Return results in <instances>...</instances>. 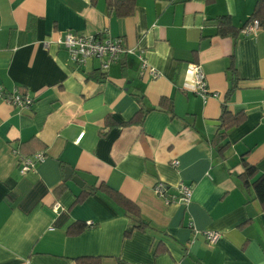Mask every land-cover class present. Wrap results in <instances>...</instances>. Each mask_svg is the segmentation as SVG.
Returning a JSON list of instances; mask_svg holds the SVG:
<instances>
[{
    "label": "crops",
    "instance_id": "1",
    "mask_svg": "<svg viewBox=\"0 0 264 264\" xmlns=\"http://www.w3.org/2000/svg\"><path fill=\"white\" fill-rule=\"evenodd\" d=\"M257 1L135 0L118 17L107 0H0V264H264L253 189L264 174V26L216 33L217 18L238 30ZM67 31L133 51L103 70L97 57L72 59L57 42ZM139 55L157 77L141 74ZM189 62L218 97L182 89ZM13 90L31 106L8 103ZM224 107L234 120L219 137ZM36 152L19 173V157ZM243 162L255 167L247 182ZM158 181L173 197L189 185V203L167 202ZM108 189L137 205L144 229L124 234L130 217Z\"/></svg>",
    "mask_w": 264,
    "mask_h": 264
},
{
    "label": "built area",
    "instance_id": "2",
    "mask_svg": "<svg viewBox=\"0 0 264 264\" xmlns=\"http://www.w3.org/2000/svg\"><path fill=\"white\" fill-rule=\"evenodd\" d=\"M260 28L258 19H252L241 30V34L251 35L254 34ZM64 49L70 54L73 60L83 61L87 57H97L101 60V68L106 70L109 65L117 61L118 56L121 53L132 52L133 50L125 47L121 38H113L110 36H103L99 34H78L73 31H67L58 38ZM140 59V72L141 74L147 73L152 78L159 75V71L150 65L146 59L139 55ZM182 89L191 91L200 96L203 100L209 97H218V93L211 91L208 88V84L205 75L197 62H189L186 66ZM2 87L0 86V92ZM5 100L16 107H30L34 101L32 96L26 94H20L16 90L8 93ZM42 152H36L30 156L19 157V173L24 174L33 169L35 163L43 159ZM173 165H177V161H172ZM154 191L167 202L177 200L181 203H189L192 194V188L184 183H179L177 186V196H167L166 190L168 185L158 181L154 184ZM196 232V231H195ZM205 239L209 243H214L219 237V233L213 230L202 231Z\"/></svg>",
    "mask_w": 264,
    "mask_h": 264
},
{
    "label": "trees",
    "instance_id": "3",
    "mask_svg": "<svg viewBox=\"0 0 264 264\" xmlns=\"http://www.w3.org/2000/svg\"><path fill=\"white\" fill-rule=\"evenodd\" d=\"M107 6L109 10L113 11L118 17L129 16L134 12L135 0H107ZM258 19L260 27L264 26V0H258L254 6V9L248 19L244 22V24L237 30L231 24L229 18L227 16H220L216 20V33L217 35L225 36L229 33H232L233 36L237 34L239 30H241L247 23H249L252 19ZM147 110L140 109V112L135 116V120L141 122L143 116L146 114ZM234 117L229 116V111L224 107L222 109L221 115L219 117V137H223L224 133L229 125L232 124ZM109 122V119H107ZM244 171L241 174V177L247 182V179L252 177L255 174V167L253 165H249L246 162H243ZM101 186H99L100 188ZM98 187L94 185L84 187L82 190L84 191L83 196L93 194L97 191ZM253 189L257 196V198L264 202V174L259 175L253 181ZM107 192H111L114 196V199L121 204L125 208V212L129 215L131 223L125 230V235H128L132 229L139 228L144 229L147 226V222L142 218L139 213V209L137 205L131 200L125 198L121 194L116 191H112L108 189ZM81 197V195L79 196ZM79 264H99L98 258L91 257H79L76 259Z\"/></svg>",
    "mask_w": 264,
    "mask_h": 264
},
{
    "label": "water",
    "instance_id": "4",
    "mask_svg": "<svg viewBox=\"0 0 264 264\" xmlns=\"http://www.w3.org/2000/svg\"><path fill=\"white\" fill-rule=\"evenodd\" d=\"M70 174H71V171L68 170V174H67V176H69ZM72 179H73V181H75L78 185H81V184H82V183H81V180L79 179V177L75 176V177H73Z\"/></svg>",
    "mask_w": 264,
    "mask_h": 264
}]
</instances>
